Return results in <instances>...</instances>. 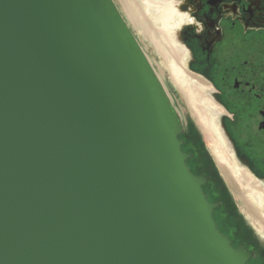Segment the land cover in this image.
Masks as SVG:
<instances>
[{"label":"water","instance_id":"1","mask_svg":"<svg viewBox=\"0 0 264 264\" xmlns=\"http://www.w3.org/2000/svg\"><path fill=\"white\" fill-rule=\"evenodd\" d=\"M113 0H0V264H247Z\"/></svg>","mask_w":264,"mask_h":264},{"label":"flooded vegetation","instance_id":"2","mask_svg":"<svg viewBox=\"0 0 264 264\" xmlns=\"http://www.w3.org/2000/svg\"><path fill=\"white\" fill-rule=\"evenodd\" d=\"M180 8H190L205 27L199 35L195 25L177 32L179 44L188 55L190 72L201 74L211 101L220 109L218 121L231 156L264 186V0H185ZM237 10V18L226 17L225 11L236 14ZM223 110L232 118L222 114ZM180 139L182 150L190 154L186 162L191 172L207 178L203 185L207 200L218 203L212 211L217 227L232 246L252 253L247 264H261L255 259L247 231L233 227L238 226L234 217L240 208L235 198L230 201L229 193L234 194L217 165L221 180L213 177L212 160ZM235 232L240 237H235Z\"/></svg>","mask_w":264,"mask_h":264},{"label":"bare ground","instance_id":"3","mask_svg":"<svg viewBox=\"0 0 264 264\" xmlns=\"http://www.w3.org/2000/svg\"><path fill=\"white\" fill-rule=\"evenodd\" d=\"M119 2L127 20L136 30L142 31L159 56L170 65L169 70L173 80L178 85L182 84L189 93V101H191L189 110L198 122L203 135L214 144L213 158L228 189L235 194V200L243 213L259 231L264 233V186L255 179L254 174L241 167L231 156L233 153L230 154L229 144L218 121L220 109L218 110L211 101L205 80L201 74L187 71L191 69L187 62L188 55L175 41L178 38L174 23L179 17L173 10L172 1L119 0ZM157 77L161 82L160 77L158 75Z\"/></svg>","mask_w":264,"mask_h":264},{"label":"rangeland","instance_id":"4","mask_svg":"<svg viewBox=\"0 0 264 264\" xmlns=\"http://www.w3.org/2000/svg\"><path fill=\"white\" fill-rule=\"evenodd\" d=\"M113 2L117 7L118 11L120 12L122 18L126 22L127 26L131 30L132 34L134 35L135 39L137 40L139 46L145 53L151 66H153L152 68L156 71L155 73L160 77L161 83L163 84L165 91H167V94L171 99V103L173 107L175 108V110L177 111V113L181 118L184 129L182 134L180 135V138H183L184 140L190 142V144H192L193 146H196L201 156L203 157L208 156L212 160L214 164L213 166L214 176L213 175L212 176L214 177V179L218 177L221 180L222 174L219 175V172L217 171L218 166L217 168L215 167L216 162L212 154V149L214 144L209 139L207 140L206 136L203 135L202 131L198 127V122L196 121L195 117L192 115L191 110H189L190 109L189 105L191 103V101H189L190 100L189 93L185 90V87H183L182 84L178 85V83L175 80H173L172 78L173 75L171 76L172 73H170L169 70L170 65L165 62L164 58L159 56V54L154 49L153 45L149 42L147 38L144 37L142 31L140 29L136 30L135 27L127 20L119 0H113ZM175 41L177 43L178 39H176ZM177 45L180 46L179 43H177ZM187 71L190 72V70ZM159 73L161 75H159ZM228 197L230 201L233 202V199L235 198V194L233 197V195L229 193ZM236 212L238 214L234 218H237L236 220L238 221V226L235 227V224L234 225L232 224L233 227L235 229L237 227L238 228L241 227L245 231H247L248 240L250 244L253 245V250L256 254L255 259L261 264H264V233L262 231H259V229H257L254 226L253 222L249 219V217H247L245 214H240L242 213L241 209H239ZM236 236L240 237L238 236L237 232H235V237Z\"/></svg>","mask_w":264,"mask_h":264},{"label":"clouds","instance_id":"5","mask_svg":"<svg viewBox=\"0 0 264 264\" xmlns=\"http://www.w3.org/2000/svg\"><path fill=\"white\" fill-rule=\"evenodd\" d=\"M185 0H172L173 3V10L178 14L179 19L175 20L174 23V30L179 32L181 31L185 26L189 25H195V33L197 35L203 33L205 31L204 24L197 20L196 17L192 14V11L190 8H188L186 11H180V5L183 4ZM226 17H232V18H237L239 15V11L237 10L236 14H233L231 11H225ZM178 43L180 41H177ZM187 47L186 45H184ZM222 114L228 115L229 118H232L231 113H227L226 110L222 111Z\"/></svg>","mask_w":264,"mask_h":264},{"label":"trees","instance_id":"6","mask_svg":"<svg viewBox=\"0 0 264 264\" xmlns=\"http://www.w3.org/2000/svg\"><path fill=\"white\" fill-rule=\"evenodd\" d=\"M179 139H180V136H179Z\"/></svg>","mask_w":264,"mask_h":264}]
</instances>
